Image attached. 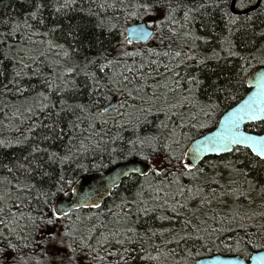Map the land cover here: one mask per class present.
Returning <instances> with one entry per match:
<instances>
[{"label":"snow or ice","instance_id":"1","mask_svg":"<svg viewBox=\"0 0 264 264\" xmlns=\"http://www.w3.org/2000/svg\"><path fill=\"white\" fill-rule=\"evenodd\" d=\"M76 3L32 0L30 19L36 23L25 19L23 29L16 23L10 31L0 32V95L24 96L23 113L16 107L13 117L31 121L28 132H38L23 162L0 169V173L6 170L0 175V264H158L163 255L174 254L175 249L165 253L154 241L163 240V248L183 243L187 256L192 257L190 242L207 247L216 242L214 236L226 230L243 234L237 235V246L242 242L255 244L253 236L264 242V222H256L264 221V211L251 207L254 192L264 204V73L254 77L255 83L247 81L256 90L235 107L229 106L230 111L225 110L215 132L195 140L191 148L186 143L193 139V131L208 127L220 107L211 96L208 103L198 98L203 80L190 69L202 72L208 61H215L216 69L223 72L219 62L237 58L238 65L227 70L223 83L217 77L211 85L216 101L221 96L226 101L235 99L252 63L264 64V55L258 57L251 51L242 55L233 37L240 29L246 34L257 21L264 26V9L254 16L249 14L264 0H101L97 11L89 8L88 15L96 16L95 27L122 37L116 55L94 33L88 35L87 22L67 26V35L79 42L71 51L51 39L48 51L31 47L37 43L34 37L56 33ZM45 9H51V26H46ZM209 9L220 14L224 28L216 33L202 20L207 34L198 36L191 31V22ZM99 10H104L103 16ZM234 10L242 12L243 18ZM121 16L125 20L153 19L120 32ZM41 26L47 30L40 31ZM17 33L19 39L13 40ZM148 39L156 46L127 50L134 41ZM85 40L98 54L75 60L74 54L84 47ZM241 45L247 48L243 36ZM54 47L61 49L62 57L55 53L53 71L60 68L61 58L74 61L65 64L55 77L62 85L44 75L50 67L48 52ZM128 58L133 63H128ZM79 76L84 78L83 92L75 79ZM33 77L41 79L47 93L55 98L39 92V99L31 97L29 103L26 94L31 89L24 82ZM83 94L87 95L86 103L76 99ZM38 113L40 118L33 120ZM49 141L60 142L63 151L50 150L52 144L41 146ZM9 143L0 140V147ZM204 153H227L235 158L210 164L216 175L208 177L204 168L185 160ZM96 154L107 155L110 161L135 157L145 166L130 174L137 178L131 181L129 195H122L114 207L102 208L95 199L91 204L85 199L62 207L57 197L66 195L73 183L65 166L75 164L83 170L86 165L82 159ZM221 166L228 173L225 183L217 178ZM84 207L96 212L82 215ZM251 228L255 232L250 234ZM254 259L264 264V256Z\"/></svg>","mask_w":264,"mask_h":264},{"label":"trees","instance_id":"2","mask_svg":"<svg viewBox=\"0 0 264 264\" xmlns=\"http://www.w3.org/2000/svg\"><path fill=\"white\" fill-rule=\"evenodd\" d=\"M101 0H77L75 10L70 11L65 17L62 19V23L60 28L57 30L56 33L51 34L50 36L41 37L36 36L34 39L37 41L35 45H31L34 49L37 51H48L47 49V41L49 39L54 41V44H63L64 48L71 51L72 48L78 47L79 42L74 41L70 35H67L66 28L68 25H75L79 23H85L87 22V28L90 30L88 32L89 36H92L94 33L96 37H98L100 40L105 41V47L108 48L109 52H111L113 55H116V47L119 45L120 40L122 37L118 34V32H112L108 33L106 30L100 29L98 27H95L96 24V16L88 15L89 8L92 9V12L95 13L97 11L96 4L100 3ZM186 3H191V0H185ZM261 9H264V3L260 4V7L255 9L254 11L250 12V15H255L256 12L260 11ZM34 10L32 5V0H0V32H7L10 31V27L12 25H15L16 23H19L21 25V28L24 27V20L28 19L29 23L35 24V21H32L30 19V14ZM51 9H45L42 10V14L44 15L46 19V26H51L53 24V17L49 15V12ZM101 16L104 15V10H99ZM109 14H111V10H108ZM178 16H182V12L178 14ZM243 18V15H241ZM83 18V19H82ZM152 17H140V18H128L125 20L123 16H121L120 24L121 27L119 29L120 32H123L125 28L130 25L131 23L141 22V21H151ZM202 20L204 23H207L209 25V30H212L214 28V31L216 33H220L224 28V23L220 18V14L218 12H214L212 9H209L208 13H205L203 17L199 16L197 14V18L191 22V31L198 35L203 36L206 35V31L204 28V23H202ZM41 26L40 31H46L47 27ZM31 31V30H28ZM260 32H264V26L259 25V22L257 21L254 26L249 28L244 33L243 29L237 30L235 33V36L233 37L236 45L238 46V50L241 52L242 55H247L249 51L255 53L258 57L261 55H264V36L260 35ZM242 36L247 41V48H245L243 45H241V38ZM19 39V33H17V36L13 38V40ZM41 39L45 41V43H40ZM13 40H9V43H12ZM109 42L112 47H109ZM197 45H202V41H197ZM210 43H212L210 39ZM140 46L142 49H146L149 47L156 46V42L154 40H150L146 44H134V45H128L127 50L130 51V49L133 46ZM99 47V46H97ZM218 47V46H217ZM208 54H210V50H206ZM56 52L61 53L62 57V51L59 48H55L52 51L48 52V60L50 67L45 68L44 75L49 76L53 79L54 84H60L62 85V81L56 80L55 77L59 75L60 71L63 70V66L65 64H71L74 61H66L63 58L59 60L60 68H57L56 71H53V68L56 67L57 63V57L55 56ZM97 48L96 47H88L87 40L84 41V47L80 50V52L75 53V60L83 61L84 57L87 56L89 58L96 56ZM222 55H225L222 53ZM139 57L136 58V62H138ZM128 63H133L132 58H128ZM222 66H224V71L221 72L220 69H216V62L215 61H208V68L204 69L202 72H197L195 69H190L194 75H199L200 78L203 80V85L197 90V96L203 103H208L209 96H211L212 101L218 102L220 104V107L214 112L213 119L208 121V127L202 128L199 130V132L193 131L192 137L193 139L191 141H186L187 146L191 144L193 140L196 138L204 135L208 131H211L214 129L221 116L225 113V110L230 109L234 105H236L248 92L247 87V79L250 74V72L263 64H260L259 61H254L252 63V66L248 70V75L244 77L245 83L242 88L239 89L238 93L236 94V98L232 100H224L221 96L219 101H216V96L212 95V88L211 85L214 82H217V77H219V82L223 83L224 77L228 74L227 70L230 68H235L238 65V60L235 57H228L226 60H221L219 62ZM212 69H216L215 71H212ZM8 71L11 72V65H8ZM67 79H73V77H68ZM77 82L81 86V91L83 92V76L75 77ZM6 82V81H5ZM25 87H28L31 89L29 95V103L32 102L31 97H35L36 99H39L37 96V93L39 92H45L46 94L53 95V98H55L54 94L47 93L46 87L42 83L41 79L33 77L31 80H25L24 82ZM77 101L79 102H87V95L83 94L76 97ZM115 99V97L113 98ZM25 100L24 96H17L15 94L10 95H0V140L10 142L7 147H0V169L3 168L4 165H8L11 167L13 164H18L20 162H23L24 157L28 156L29 151L31 149V146L33 145L34 139L38 132L29 133L28 127L31 123V121L28 120H21L20 116L17 115L15 118L13 117V111L16 107L20 108V112L23 113L24 107L23 102ZM7 104V108H5V105ZM231 106V107H229ZM40 118V114L38 113L36 116H33V120H38ZM47 123L48 121H44ZM151 127V126H150ZM256 131H259L257 129ZM87 135V133H84ZM25 137L28 139L26 140ZM19 141V143H17ZM64 143H67V140L64 141ZM49 144H52V142H47L45 144H42V147H47ZM50 150H57V151H63V147L60 144V142H56L55 144H52V147ZM135 158V157H133ZM133 158H116L113 160H109L107 155L104 154H96L95 156L89 155L86 159H82V163L86 165V168L81 170L77 169L75 164H72L70 167L65 166L66 168V175L73 181L72 185L67 189V194L61 193L58 195L69 197L71 194V189L75 182L81 178L83 175L98 171V170H106L110 168L111 166L121 163ZM234 155L226 154L219 157L216 156H210L205 158L198 166L205 169L207 176L211 177L216 175L215 172H213V169L210 167V164H219L222 159H234ZM217 171L221 174L217 178L220 179L221 183H225V177H227L228 173L223 167H219ZM6 174V170L3 173H0V175ZM136 176H131L130 178H127L123 180L121 185L116 188L112 195L103 203L102 208H111L114 207L115 204L120 203V198L122 195H129L128 189L131 186V181L136 179ZM142 179V177H140ZM255 202L251 207L254 208L257 212L264 211V204H262L259 196L257 193L252 194ZM57 197V198H58ZM96 212V209H81L82 215H88L90 213ZM145 218H142V220ZM257 223H261L264 221H260L257 219ZM159 224V222H157ZM165 226L167 227V223H165ZM59 227V225H57ZM49 231H52V228L48 229ZM255 229L251 228L249 229V233H254ZM237 235H243L242 233L238 232H232V231H224L223 233H219L213 238L215 239L214 244H209L207 247H201L199 244H196L195 246L192 245L190 242L188 247L192 250L193 255L192 257H188L187 253L185 252V245L181 243L178 247L175 244H168L167 248H163V240H156L154 241L157 244H160L162 246V249L165 253H168L170 249H175L174 254H166L161 257V260L158 262V264H194L198 259L203 257H209L213 255H224V256H231V255H241L245 258H249L250 255L254 251H259L264 249V242L258 240L255 236L252 238L256 240L255 244H249V243H241L240 245H236L234 243ZM246 240L247 237H244ZM155 255V253H153ZM143 264H157V262H149L145 261Z\"/></svg>","mask_w":264,"mask_h":264},{"label":"water","instance_id":"3","mask_svg":"<svg viewBox=\"0 0 264 264\" xmlns=\"http://www.w3.org/2000/svg\"><path fill=\"white\" fill-rule=\"evenodd\" d=\"M234 14L243 15V13L240 12L239 10H234ZM144 22L145 21L132 23L128 25L126 28L134 27ZM150 40L151 39H148L146 41L145 40L134 41L133 43L146 44ZM261 73H264V64L254 68L250 72L247 81L252 80V83H255L254 77H259ZM247 87L249 90L242 99H247L248 96L251 94V92L256 90L252 88L251 84H249L248 82H247ZM235 106L236 105H234L233 107ZM228 110L230 111L231 108ZM224 114L221 116L220 119L223 118ZM218 126L219 124H217V126L214 129L208 131L204 135L196 138L195 140L202 139L204 136L210 135L212 132H215ZM195 140L191 142L188 148H191L193 146ZM226 154L227 153L221 154V156ZM210 156L219 157L214 153H204L201 157L196 159H193L192 155L186 156L185 160L191 162L194 166H198L205 158ZM144 166H145L144 162L140 161L139 158H133L121 163H117L106 170L89 172L83 175L75 182V184L71 189V194L69 197L60 196L57 199L61 202V206L65 208H68L69 203L72 201H76V200L83 201L85 199L89 200V204H91L92 199H95L98 203L103 205V203L112 195L113 191L121 185L123 180L130 178L131 176H133L130 174L134 173L137 169L143 168ZM113 181H115V185L113 184ZM82 209H94V208L84 207ZM257 256H264V249L259 251H254L248 259L241 255L224 256L218 254V255L200 258L194 264H259V262L254 259V257Z\"/></svg>","mask_w":264,"mask_h":264},{"label":"rangeland","instance_id":"4","mask_svg":"<svg viewBox=\"0 0 264 264\" xmlns=\"http://www.w3.org/2000/svg\"><path fill=\"white\" fill-rule=\"evenodd\" d=\"M134 44H138V43H133L132 45H134ZM141 45V44H140ZM137 50H142V48L140 47V46H137V45H135V46H133L131 49H130V51H137ZM256 203V202H255Z\"/></svg>","mask_w":264,"mask_h":264},{"label":"bare ground","instance_id":"5","mask_svg":"<svg viewBox=\"0 0 264 264\" xmlns=\"http://www.w3.org/2000/svg\"><path fill=\"white\" fill-rule=\"evenodd\" d=\"M132 24V23H131Z\"/></svg>","mask_w":264,"mask_h":264}]
</instances>
